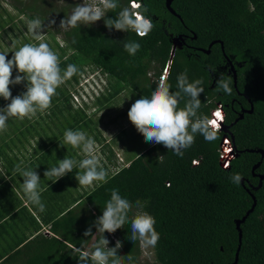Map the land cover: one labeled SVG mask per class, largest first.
<instances>
[{"label": "trees", "instance_id": "trees-1", "mask_svg": "<svg viewBox=\"0 0 264 264\" xmlns=\"http://www.w3.org/2000/svg\"><path fill=\"white\" fill-rule=\"evenodd\" d=\"M8 1L18 15L29 21L39 18L44 22L48 44L59 55L60 68L64 70L69 64H75L79 69L71 80L78 81L85 73L84 69L98 70L106 77L105 90L111 87L109 98L119 95L125 87L136 90L141 96L150 95L165 69L173 91L177 90V76L185 69L190 82L203 79L199 113L206 117L210 108L217 104L209 102L211 96L216 95V99L227 103L233 96L239 97L237 92L245 95L241 98L242 104L249 107L252 103L253 110L229 127L237 155L229 161L228 167H222L219 160L218 141L223 131L213 142L196 135L195 143L184 150L182 158L164 145L153 143L128 166L109 177L107 183H100L88 193L82 203H90L99 211L110 199L113 189L132 202L129 222L118 229L122 243L118 255L123 264H227L233 261L238 244L234 220L241 218L252 204L249 189L256 197V205L240 224L242 237L236 264H264V157L254 170L263 174L262 185L254 189L252 185H256L259 178L252 174L251 166L260 159V153L247 150H264V0H173L171 6L178 15L166 8L164 0H138L148 9L144 14L154 24L144 38L132 31L109 30L103 18L91 26L61 29L60 21L68 17L69 8L76 5L74 2L57 8L51 0ZM128 1L120 0L121 7L128 6ZM2 10L8 20L12 19L6 8ZM106 16L115 18L116 12H108ZM51 20L55 23L49 24ZM6 23V17L0 13L2 31ZM58 34L63 45L57 41ZM180 34L186 43L197 48H207L213 40H221L222 45L214 42L209 53L197 48L190 52L186 45L173 49V37ZM194 34L195 39L192 38ZM128 41L141 45L134 56L124 50V43ZM224 55L229 56L236 68V88L232 76L221 71L219 66ZM209 67L217 70L215 80L209 78ZM151 70L153 74H149ZM221 74L231 79V95L218 90L217 86H209L212 81L216 83ZM25 84L15 85L12 96L20 95ZM65 85L69 84L61 85V89H57L58 95L53 97L59 104L61 99V110L68 112L63 115L71 113L65 108L73 109L70 104L72 95L71 92L69 96L65 93ZM120 85L124 87L121 89ZM105 90L93 101H97ZM185 100L181 101V107ZM64 101L69 105L66 106ZM226 110L225 123L228 124L234 114L228 111V107ZM159 156L161 163H158ZM194 158L200 159L198 165L191 164ZM237 173L243 178L239 184L230 179ZM137 200L142 207L137 208ZM143 212L155 218V229L159 233L158 243L152 247V260L146 262L139 259V240L133 242L128 238L131 236V219ZM75 217L79 219L71 209V224ZM95 217L93 214L88 220ZM73 235L71 228V241H74ZM77 248L85 251L81 246L71 247L70 264H78ZM128 255L133 257L132 261H128ZM57 264H67L66 258H60Z\"/></svg>", "mask_w": 264, "mask_h": 264}, {"label": "clouds", "instance_id": "clouds-1", "mask_svg": "<svg viewBox=\"0 0 264 264\" xmlns=\"http://www.w3.org/2000/svg\"><path fill=\"white\" fill-rule=\"evenodd\" d=\"M79 1L82 4H76L70 15L60 21L61 29L68 30L69 28L80 27V25L91 26L103 18L105 26L109 30L114 28L126 32L132 31L140 38H144L154 27L152 20L144 14L148 9L142 6L138 0H129L128 6L125 7H121L120 0ZM108 12H116L115 18H108L106 16ZM54 23L55 20L49 21V24ZM27 27L37 43L23 44L18 50L12 52L11 59L7 58L8 53L0 52V97L6 101L10 100V103L5 107L0 108V132L7 130L9 118L32 119L37 116L38 112L43 114L50 109L53 97L58 95L57 89L79 72L75 64H69L64 70L60 68L59 55L48 43L44 42L42 33L45 31V25L43 21L39 18L32 19L28 21ZM140 48L141 45L136 41L124 43V50L132 56ZM13 69L17 72L14 78ZM164 74L150 95L142 96L131 104L127 115L137 131L143 134L146 142L162 144L182 158L184 150L195 143L196 135H202L208 142H213L219 138V132L223 131L225 127H221L223 122L221 115L225 109L221 103H217L216 106L218 104L220 106V111H218L221 114L220 117L210 119V113L208 117L201 115L199 110L202 107L200 97L204 92L203 79L199 78L190 82L188 70L185 69L183 73L177 76V90L173 91L167 81V69L164 70ZM83 75L84 73L81 78ZM88 80L86 78L84 80L88 83L85 88L86 92L91 96L92 94L98 96L103 91L104 79L98 80L96 77H92L91 82ZM24 82H26V91L13 97L10 85ZM216 85L218 90L231 95L230 77L226 78L224 74H221ZM95 87H98L96 93ZM99 89L101 90L99 91ZM94 95L91 99H94ZM185 98L187 99L185 100ZM182 100H185L183 107L180 106ZM83 102L87 103L88 101ZM213 120L216 123H212ZM223 136L229 138L228 158L230 161L236 156V153H233L234 145L227 133H224L218 141L219 151L221 148L220 140ZM62 145H70L73 149H79L85 158L77 161L65 157L59 160L58 166L46 170L44 177L56 182L67 173L73 172L74 169H79L81 171L75 175L79 186L88 188L96 182L101 184L108 182V172L101 164L100 158L95 154V140L93 138L83 131L68 129L64 132ZM160 157H158V163L162 162ZM195 161L196 163H194ZM199 163V158H194L191 161L192 165ZM16 171L23 177L22 191L28 202L37 206L40 212H44L45 205L41 200V193L44 189L40 186L39 174L34 169H23L19 165H17ZM230 179L233 183L239 184L241 176L237 173ZM136 206L137 208L142 207L139 200L136 201ZM132 208V202L122 197L117 189L111 191V197L106 202L102 215L97 217L94 222L96 233L100 234V238L93 245L91 251L75 249L79 252L78 264H123L122 257L118 255L122 243L117 240L114 232L129 222L128 214ZM130 223L131 236L128 238L131 241L139 240L145 247L156 246L159 233L155 229L156 220L152 215L147 212L138 213L131 219ZM105 232L109 233L111 241L115 244L114 247H109V240L104 236ZM84 235H92L91 226L84 232ZM127 259L132 261L133 257L128 255Z\"/></svg>", "mask_w": 264, "mask_h": 264}, {"label": "crops", "instance_id": "crops-1", "mask_svg": "<svg viewBox=\"0 0 264 264\" xmlns=\"http://www.w3.org/2000/svg\"><path fill=\"white\" fill-rule=\"evenodd\" d=\"M14 87L15 85H10L12 93ZM25 91L26 87L23 86L22 93ZM8 103L10 100L0 97V108ZM105 113L106 111L101 110L98 117ZM115 118L114 115L110 120L101 117L92 131L79 128L78 123L77 129L69 128L83 131L95 140V154L102 165H108L105 168L108 178L122 167L128 166L142 152L125 155L122 128L117 127ZM26 119L9 118L7 130L0 132V264H57L63 257L70 264L71 247L81 246L85 251H91L97 242L96 238H100L94 222L102 215L103 209L97 211L90 203H82L86 195L100 183L88 188L79 186L75 177L81 171L79 169H74L56 182L44 177L46 170L58 166L59 160L65 157L77 161L85 157L79 149L62 145L65 131L49 133L44 127L42 130L37 118ZM62 121L67 126L70 124L66 118ZM44 135L50 137L46 139V143L42 137ZM17 165L23 169H34L39 174L40 186L44 189L41 193L44 212L28 202L22 191L23 177L16 171ZM87 207L90 209H85ZM71 209L79 216V219H73V224ZM93 214L96 217L88 220ZM90 226L95 231L87 239L84 232ZM71 228L74 230V241H71ZM115 232L117 234V230ZM104 236L109 240V245H115L108 232Z\"/></svg>", "mask_w": 264, "mask_h": 264}, {"label": "rangeland", "instance_id": "rangeland-1", "mask_svg": "<svg viewBox=\"0 0 264 264\" xmlns=\"http://www.w3.org/2000/svg\"><path fill=\"white\" fill-rule=\"evenodd\" d=\"M68 0H51L54 4L57 5V8H59L62 4H70L67 2ZM8 0H0V13L3 17H6L7 23L4 26L5 30H1L0 27V52L8 53L7 57L10 56L9 59H11L13 55V51L18 50L19 47H21L25 43H37L32 37V34L28 31V19L24 16L18 15L15 10L12 9V7L9 5ZM75 2V4H80V2ZM48 7V5H47ZM2 8H6L11 16L12 19L8 20L7 15L5 14L4 10ZM71 12L68 13L70 15ZM45 32V31H44ZM44 32L42 33L44 37V42L48 43L50 42L48 38H46V34L44 35ZM48 37V36H47ZM57 41L60 45H63L61 36L57 35ZM54 50V49H53ZM87 70V71H85ZM164 71V70H163ZM84 75L79 77L78 81L74 80H67L64 84L67 88V91L64 89L65 93L69 96V93L71 92L70 96V104L73 107L71 108H65V110H71V113L67 115H63L64 113H68L64 110H61V99L60 104L58 99L52 100V106L50 109H48L43 114L37 113V116L35 117L36 120H38L39 125L42 126V130L44 127V130L49 133H62L66 131L67 129L71 128V126L75 129L74 125L78 123V127L81 129H88L92 131L95 127V124L99 121H101V117H105V119L111 118L112 115L116 116L114 120H116L117 127L122 128L121 137L124 140L125 143V155L128 156L130 153H136L137 151H143L144 149L148 148L153 143L146 142L144 139L143 134L137 131L135 126L131 123V121L128 118V111L131 107V104L134 103L137 99H140L142 96L136 91L129 87H124V85H120L119 87L122 89V92L119 95L114 96L113 98H109V92H111L110 89L105 90L107 80L106 77L97 70H91L90 68L84 69ZM153 70L150 71L149 74H153ZM17 74L16 71H13V78ZM22 75V74H21ZM96 77L98 80L100 78L104 79L105 84H102V89L105 90L103 95L99 98H97V101H93L91 97L94 95H89L85 88L87 87L86 82H84L85 78L89 79L88 82H91V78ZM81 78V80H80ZM162 78V77H161ZM160 78V79H161ZM214 83H211L209 86H211ZM71 85V86H70ZM62 87V86H60ZM58 88L59 90L61 88ZM214 88V87H211ZM80 92H79V91ZM98 87H95V93L97 92ZM101 89H99L100 91ZM98 91V92H99ZM82 93V94H81ZM101 93V92H100ZM75 95V96H74ZM96 95H94L95 97ZM93 97V98H94ZM215 96H211V100L215 99ZM91 99V100H90ZM88 101L83 102V101ZM93 101V102H92ZM65 105L68 106L69 102H65ZM103 104L104 106H101ZM80 106V108L78 107ZM101 110L106 111V113L98 117L101 113ZM85 113H88L87 115H84ZM63 116L66 117V121H69L70 124L67 126L66 123L62 121ZM107 116V118H106ZM28 120V119H26ZM110 120V119H109ZM67 126V127H66ZM53 128V129H51ZM44 137V142L46 143V139L48 140V136H42ZM108 165H103L104 168H106ZM99 182L94 183L93 186H97ZM92 186V187H93ZM116 234V232H114ZM117 240H119V230L117 229ZM140 244V250L141 255L139 256L140 261L146 262L151 261L153 256L152 247L148 246H142L141 242ZM112 245H109V247ZM115 246V245H113Z\"/></svg>", "mask_w": 264, "mask_h": 264}, {"label": "flooded vegetation", "instance_id": "flooded-vegetation-1", "mask_svg": "<svg viewBox=\"0 0 264 264\" xmlns=\"http://www.w3.org/2000/svg\"><path fill=\"white\" fill-rule=\"evenodd\" d=\"M73 1L80 2L79 0H68L67 2L70 3V2H73ZM164 3H165V0H164ZM80 4H82V3L80 2ZM70 5H71V3H70ZM72 9H73V7L69 8V12H71ZM192 38H193V36H192ZM193 39H195V38H193ZM173 41H175V42L178 41L179 42L178 44H181V46H183V45L188 46L190 52H192L194 50V48H197V47H195L193 45H189L188 43H186L185 38L182 36V34L178 35L177 37H173L172 42ZM197 49H199V47ZM219 66L221 67V71H223L227 75H231L232 78H233V69L236 71V68H235L233 62L230 60V58H229L228 55H224L223 56V63L219 64ZM208 69H209V78L215 80V78L217 77V73H216L217 70L216 69L215 70H212V68H210V67ZM219 75H220V72H219ZM212 83H213V81H212ZM216 86H217L216 83H214L210 87H216ZM237 94H239V97H234L233 96L231 98V100L229 102H227V103L224 102V101H220V100H218L216 98L213 99V100H211V97L209 98V102L210 101L211 102H214L215 101V103H222L223 104V107L225 109V112H227L226 108L228 107V111L230 110L234 114V119L230 123H228V124L225 123L224 124V126L226 128L225 129L226 131L223 130V133H222V134L227 133L230 136V138H232V134H233L231 132L230 128H229L230 125L232 123L236 122L238 119H241V118H238L240 116V114H242V118H243L245 114L249 113L247 110H249L251 108V104H252V103H249L250 106L249 107H246L241 102L242 96L245 97V95L242 94V93H238V92H237ZM247 100H248V98H247ZM235 104H236V106H235ZM213 108L214 107H211L210 108V110H209V113L210 114H211V111H212ZM252 110H253V108H252ZM234 149H235V147H234ZM234 149H233V153H237L236 151H234ZM254 173H256V172H254ZM231 262H229L227 264H230Z\"/></svg>", "mask_w": 264, "mask_h": 264}, {"label": "water", "instance_id": "water-1", "mask_svg": "<svg viewBox=\"0 0 264 264\" xmlns=\"http://www.w3.org/2000/svg\"><path fill=\"white\" fill-rule=\"evenodd\" d=\"M171 3H172V0H165V6L166 8L173 14H176L178 15L175 10L172 8L171 6ZM193 38H196V35L194 34L193 35ZM218 41L221 45H222V41L221 40H213L211 41L209 44H208V47L207 48H199V50L205 52V53H209L210 52V47L211 45ZM179 42L178 41H173V49L178 45V46H181V44H178ZM222 47V46H221ZM171 55L173 56V52L171 53ZM171 56V57H172ZM236 82H237V75H236V71L233 69V85L234 87L236 88ZM252 104H251V108L249 110H247L249 113L252 112ZM238 118H242V114H240V116ZM237 118V119H238ZM224 130L226 129L225 127L223 128ZM248 151H255V152H259L260 153V159L255 162L252 166H251V172L253 175L255 176H258L259 180H258V183L256 185H252V188L254 189H258L261 185H262V179H263V174H260V173H254V170L260 165L261 163V159L264 157V150L262 148H256V149H253V148H249L247 149ZM237 155V154H236ZM241 182L243 181V178H241L240 180ZM251 197H252V204L251 206L246 210V212L244 213V215L241 217V218H238V219H235V227L237 229V232H238V244H237V247H236V251H235V255H234V259L233 261L230 263V264H236L237 261H238V253H239V249H240V246H241V237H242V231H241V228H240V224L246 219V217L249 215L250 212H252V210L254 209L255 205H256V197L255 195L248 189Z\"/></svg>", "mask_w": 264, "mask_h": 264}, {"label": "built area", "instance_id": "built-area-1", "mask_svg": "<svg viewBox=\"0 0 264 264\" xmlns=\"http://www.w3.org/2000/svg\"><path fill=\"white\" fill-rule=\"evenodd\" d=\"M131 3H133V1H131ZM218 111H220L219 104L214 108V110L211 111V115H210L209 118L210 119L217 118V116L214 115V114H216ZM228 141H229V138L227 136H223L221 138V140H220V142H221L220 143L221 148H220L219 160H220V164H221L222 167H225L229 163V158H227V156H226V150H225V148L229 145ZM194 163H196V161Z\"/></svg>", "mask_w": 264, "mask_h": 264}, {"label": "bare ground", "instance_id": "bare-ground-1", "mask_svg": "<svg viewBox=\"0 0 264 264\" xmlns=\"http://www.w3.org/2000/svg\"><path fill=\"white\" fill-rule=\"evenodd\" d=\"M221 116L223 117V122L221 124V127H223L224 124H225V112ZM225 150H226V155H227V158H228V156H229V154H228V150H229L228 146L225 148Z\"/></svg>", "mask_w": 264, "mask_h": 264}, {"label": "snow or ice", "instance_id": "snow-or-ice-1", "mask_svg": "<svg viewBox=\"0 0 264 264\" xmlns=\"http://www.w3.org/2000/svg\"><path fill=\"white\" fill-rule=\"evenodd\" d=\"M220 115H221V114H220L219 112L216 113V116H217V117H220ZM212 123H216V121L213 120Z\"/></svg>", "mask_w": 264, "mask_h": 264}]
</instances>
